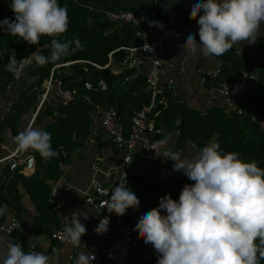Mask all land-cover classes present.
I'll use <instances>...</instances> for the list:
<instances>
[{"label": "clouds", "instance_id": "obj_1", "mask_svg": "<svg viewBox=\"0 0 264 264\" xmlns=\"http://www.w3.org/2000/svg\"><path fill=\"white\" fill-rule=\"evenodd\" d=\"M9 7L15 18L0 21V31L31 45L38 44L42 36L53 38L48 56L34 51L36 64L58 62L82 48L79 39H60L68 31L69 17L59 0H10ZM190 14L199 17V40L189 32L182 50L219 57L238 42H256L264 23V0H193ZM23 67L13 51L7 70L19 78ZM12 140L19 150L38 152L45 161L58 155L51 133L40 128L28 127ZM159 143L164 150L156 151L157 157L173 160V170L194 183L182 188L178 200L167 194L158 207L143 210L138 217L136 227L144 243L158 254L157 264H258V256L264 258V168L238 153L223 152L216 142L183 156L171 150L170 136H163ZM139 205L126 179L114 188L105 207L109 214L124 216ZM4 211L0 207V215ZM109 222V216H104L95 231L106 233ZM86 232L78 216L66 227L65 239L74 243ZM89 259L82 251L77 264H87ZM49 261L44 252L25 251L21 243H0V264Z\"/></svg>", "mask_w": 264, "mask_h": 264}, {"label": "trees", "instance_id": "obj_2", "mask_svg": "<svg viewBox=\"0 0 264 264\" xmlns=\"http://www.w3.org/2000/svg\"><path fill=\"white\" fill-rule=\"evenodd\" d=\"M59 2L61 6L67 7L69 17L68 31L60 39H79L82 48L55 63L44 66L35 63V67L26 73V77L19 83L22 88L16 93L14 102L8 104L4 120L0 121V142L5 140L6 131L9 130L14 137L26 129L39 103V96L44 92L43 85L51 77L56 66L84 61L105 67L111 62L113 69L127 56V52L122 48H133L141 42L137 36V33L144 32L141 28H113L104 15H91L87 8L76 2ZM5 18L14 19V12L0 8V21ZM51 39L53 38L42 36L38 44L31 45L22 38L0 31V102L12 98L13 91L9 93L8 86L14 80L15 74L6 68L11 53H16L18 62L25 58L34 59V51L48 56L51 51ZM232 57L224 62L225 66L218 79L207 78L206 85L214 88H217L219 83L236 86L254 67L259 69L263 85L248 91L233 110L227 112L221 107L213 108L207 110L208 115L175 101L170 93H167L169 105L167 108L158 107L160 114L155 119V125L157 128L173 132L180 121V136L176 146L183 150L188 144L196 151L209 142H216L220 144L223 152L238 153L243 159L255 161L259 167L264 168V54L239 57L234 52ZM111 68L98 70L90 64H76L59 75L55 73L54 79H59L64 88L76 90L78 95L72 104L62 106L56 92H51L48 102L44 104L32 127L41 126L43 130L51 133V144L58 155L47 161L36 155V171L29 177L18 172L10 173L8 167L1 171L7 178L6 181L0 182V207L16 211L18 218L22 220L25 212L19 190V187H22L37 209L33 222L36 237L46 235L50 238L53 231L60 227V220L48 201L50 187L47 183L60 178L63 168L71 164L73 153L86 146L91 129L89 113L93 104L114 108L121 117L128 135L133 113L151 102V95L146 91V77L139 75L135 82L123 86L122 77L113 75ZM89 78L94 82L104 79L108 84V91H86L84 82ZM157 176L158 172L132 177L133 183L128 184L140 199L139 206H144L147 210L158 207L160 198L167 194L178 200L182 188L186 184L194 183L186 177L161 181ZM5 220L4 211V214L0 215V225ZM257 244L259 246L258 242ZM157 259L158 256L153 264H157ZM258 264H264V258L258 256Z\"/></svg>", "mask_w": 264, "mask_h": 264}, {"label": "built area", "instance_id": "obj_3", "mask_svg": "<svg viewBox=\"0 0 264 264\" xmlns=\"http://www.w3.org/2000/svg\"><path fill=\"white\" fill-rule=\"evenodd\" d=\"M66 1L74 2V0ZM87 9L91 15H104L112 25L141 28L144 32L137 33L141 42L133 48H122V50L127 52V56L117 69L111 68V62L105 67L84 61L56 66L52 70L51 77L43 85L44 92L39 96V103L36 106V110L28 127H32L36 122L44 104L48 102L51 92H56L62 106H68L75 101L78 95L77 91L64 88L63 83L59 79H54L55 73L59 75L65 69L76 64H90L98 70L111 68L112 74L121 76V84L126 86L135 82L142 68L147 63H150V72L146 75L145 83L146 91L151 95V102L141 110H136L133 113L130 119L131 129L128 135H126V128L121 117L114 108H104L100 105L93 104L89 113L91 129L89 137L87 138V144L99 147L103 137L107 136L112 146L122 154V161L118 166L105 168L104 158L100 153H97L91 167L93 174L92 181L88 190L83 193V196L85 203L100 214L99 222L104 216H109L110 219L106 233L98 234L96 232L98 249L89 255L90 259L87 261V264H103L105 261L112 264H126L131 252L142 245L146 246V251L138 259L137 264H153L158 254L151 244L144 243V236L136 227L138 217L141 211L147 210L146 207L129 208L124 216H118L115 213L109 214L105 205L110 200V196L116 186L122 182L126 183V179L128 184L133 183V178L129 170L133 156L136 153L143 152L157 156L156 151L161 152L164 150V146L159 143L163 136L168 135L170 138L175 135L177 137L180 136V131L178 130L180 121L177 122L176 129L173 132L164 128H157L155 125V119L160 114L157 111L158 107L167 108L169 105L167 93H170L175 101L184 104L175 97L174 81L169 80L163 83V58L172 46L184 45L189 32L196 33V38L199 40V25L197 24L199 17L184 30L169 29L162 34H158L155 13L147 16L135 12L121 11L103 13L94 8ZM202 14L203 10H201ZM234 49L236 55L239 57H255L259 54H264V48L261 52L253 56L240 47H235ZM20 63L24 66L23 70L20 77L17 78L14 76V80L9 84V93L13 91L14 87L26 73L35 67L33 58H25ZM221 72L222 68L215 69L208 72L207 77L217 80ZM262 85L260 71L257 67H254L250 72L246 73L236 86L219 83L216 90L225 100L224 106L221 108L227 112L233 110L248 91L252 88L261 87ZM84 88L89 92H107L108 84L104 79H99L97 82H94L89 78L84 82ZM201 112L203 115H208L206 110ZM6 114H0V121L4 120ZM171 150L179 151L181 155L184 154V150L177 146L171 147ZM19 151L17 148L15 152L0 160V164L6 163L10 173L18 172L24 176L33 175L37 166L36 155H39V153L34 151L32 154L23 155ZM239 156L243 159L240 154ZM158 158L164 162H174L171 159L165 160L162 156ZM6 178L2 173L0 174L1 182L6 181ZM47 184L50 187L48 201L52 206V211L57 214L60 220V227L54 230L50 237L52 242L51 253L57 256L60 254L64 245L75 243L65 239V229L68 226L63 221L62 207L58 202L59 194L74 190V186L63 176L55 181H49ZM0 235L6 238L7 243H21L25 251H33L29 248L27 242L28 230L18 218L17 212H13L10 218L0 225ZM49 264L77 263H75V255H69L66 260L49 262Z\"/></svg>", "mask_w": 264, "mask_h": 264}, {"label": "crops", "instance_id": "obj_4", "mask_svg": "<svg viewBox=\"0 0 264 264\" xmlns=\"http://www.w3.org/2000/svg\"><path fill=\"white\" fill-rule=\"evenodd\" d=\"M74 2L85 8H94L103 13L122 11L142 13L147 16L155 13L158 34H162L169 29L184 30L198 17L190 14L193 0H74ZM9 3V0H0V8L12 11ZM260 33L256 36L255 43L238 42V45H234L229 51L219 57L205 58L199 53L192 54L186 49L182 50L183 45L172 46L163 58V83L173 80L175 97L193 109L207 111L223 107L225 100L218 94L216 87L206 85L207 73L223 68L225 66L224 62L233 58L232 54L235 52V47H240L252 56L261 52L264 48V23L261 25ZM117 68L115 67L114 69ZM149 72L150 63H147L142 68L140 75L145 78ZM20 81L14 87L13 93H11L12 98L0 103L1 115L8 112V104L14 102L16 93L22 88L19 84ZM29 124L26 128H28ZM37 128L42 129L41 126H37ZM12 137L9 130L4 133L5 140L0 142V160L16 151L17 146L13 142ZM177 139L176 135L171 136L172 147L176 146ZM19 152L23 155H29L34 151L20 150ZM193 152L192 146L188 144L184 149L183 155H190ZM97 153H100L104 158L105 168L118 166L122 161V154L112 146L110 139L104 136L99 147L86 143L83 149L74 152L71 164L63 168L61 176L74 186V190L61 192L58 197V202L62 207L63 221L67 226H70L79 216L80 222L86 226L87 232L74 244L64 245L57 256L51 253L52 242L49 237L46 235L35 236L33 222L37 215V209L25 190L19 187L22 203L25 207L21 221L28 230V246L33 251L44 252L48 255L50 257L49 262L63 261L69 255H75V263H77L82 251L89 256L98 249L95 229L98 225L100 214L85 203L83 196L92 181L91 167ZM174 163L164 162L152 154L138 152L133 156L129 173L132 177H140L158 172L157 178L161 181L186 177L182 173H177L173 170ZM4 167H7L6 163L0 164V174ZM13 212L16 211L9 208L5 209L6 220L10 218ZM84 215H87V219H85ZM0 243L7 244L6 238L2 235H0ZM145 251V245L133 250L126 264H137L138 259ZM103 264L112 263L105 261Z\"/></svg>", "mask_w": 264, "mask_h": 264}, {"label": "rangeland", "instance_id": "obj_5", "mask_svg": "<svg viewBox=\"0 0 264 264\" xmlns=\"http://www.w3.org/2000/svg\"><path fill=\"white\" fill-rule=\"evenodd\" d=\"M112 27L115 28V27H118V26L117 25H112ZM65 70H70V69L68 68V69H65Z\"/></svg>", "mask_w": 264, "mask_h": 264}]
</instances>
